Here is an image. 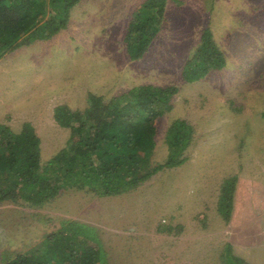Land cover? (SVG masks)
I'll return each instance as SVG.
<instances>
[{
  "label": "rangeland",
  "instance_id": "374dc122",
  "mask_svg": "<svg viewBox=\"0 0 264 264\" xmlns=\"http://www.w3.org/2000/svg\"><path fill=\"white\" fill-rule=\"evenodd\" d=\"M143 1L81 0L66 29L6 53L0 122L15 131L31 122L48 159L70 135L55 122V106L83 110L90 93L110 99L136 85H175L173 108L156 121L153 158L165 161L167 129L184 118L195 127L188 160L121 195L72 188L42 207L0 203V261L72 219L98 230L109 264H230L227 251L264 264V0H168L159 34L133 60L124 38ZM206 26L226 65L187 82L183 67ZM233 175L227 221L218 202Z\"/></svg>",
  "mask_w": 264,
  "mask_h": 264
},
{
  "label": "trees",
  "instance_id": "16d2710c",
  "mask_svg": "<svg viewBox=\"0 0 264 264\" xmlns=\"http://www.w3.org/2000/svg\"><path fill=\"white\" fill-rule=\"evenodd\" d=\"M81 0H0V59L37 40L51 39L66 29ZM168 0H144L132 15L125 35L131 59L142 58L159 34ZM226 56L206 26L182 76L195 82L223 69ZM175 85H136L110 99L89 94V105L72 109L55 106L53 118L70 130L65 145L43 158L42 140L31 122L20 131L0 122V203L42 207L65 189L116 196L139 187L164 169L184 164L195 139V127L176 118L165 135L168 154L154 161L158 118L173 108ZM238 176L224 179L218 209L229 221ZM231 247L230 244L227 245ZM229 252L223 262L245 264ZM0 264H109L98 230L87 223L64 219L60 226L24 251L4 252Z\"/></svg>",
  "mask_w": 264,
  "mask_h": 264
}]
</instances>
